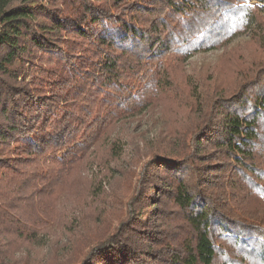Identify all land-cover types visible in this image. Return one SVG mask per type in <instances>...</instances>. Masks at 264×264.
<instances>
[{
  "label": "trees",
  "instance_id": "trees-1",
  "mask_svg": "<svg viewBox=\"0 0 264 264\" xmlns=\"http://www.w3.org/2000/svg\"><path fill=\"white\" fill-rule=\"evenodd\" d=\"M263 16L264 0H0V264L52 221L76 223L53 264H264V57L197 103L163 64L254 24L263 54ZM157 92L175 120L106 192L87 165L122 153L92 148Z\"/></svg>",
  "mask_w": 264,
  "mask_h": 264
},
{
  "label": "rangeland",
  "instance_id": "rangeland-1",
  "mask_svg": "<svg viewBox=\"0 0 264 264\" xmlns=\"http://www.w3.org/2000/svg\"><path fill=\"white\" fill-rule=\"evenodd\" d=\"M256 3L251 2L250 4ZM256 30L257 25L254 24L247 32L237 35L221 47L207 51L192 52L187 59L181 62H178L179 59L176 56L170 54L163 59V64L165 67L170 65L171 69L169 70L174 68L170 74L171 76L174 75V84L185 88L186 95L191 91V95H195L192 101L197 103L202 95L201 93H203L202 90H205L204 84L213 85L214 79L222 77V80H224V77H228L225 83L234 85L237 81V75L234 70L238 66L249 65L253 61L259 60L260 57H264V53L261 54L262 50L258 49L256 45ZM154 100H156L155 104L146 106L135 116L113 124L111 132L108 134L109 136L105 137V145L101 146V148L100 145H95L92 148L91 152L103 150L105 154L113 145H116L119 152L122 153L121 158L113 159L115 161L110 166L101 167L98 163H94L92 166L90 164L87 165L89 167L86 175L90 179L98 177L97 181L101 182V186L106 192H111L113 187H126V181L128 180L127 171L131 170L129 163L131 158L138 156H135L137 148L141 149L143 157H137L135 163L142 166L144 162H147L153 156L149 153H144L146 150L145 144L155 141L160 132H167L169 130L168 126L175 120L170 114L165 113L166 109L171 110L173 99L166 100L164 95L159 97L157 92L150 101ZM184 135L185 132H180L178 136L176 135L173 138V142L177 140L183 143ZM101 155H98L99 161ZM174 156L172 155L171 158ZM141 166L139 168L133 167V169H138V172ZM120 192L123 193L124 191ZM71 203L73 202L70 201L69 204ZM61 224L57 221L50 222L38 241L25 249L22 254L18 252L15 256L16 259L18 261L22 260L24 264H53L54 261L49 257L51 244L58 242L60 246L55 251V255L57 254V258L62 262L66 261L73 251L69 242L65 244L68 239L67 232L69 233L70 230L75 228L76 223L71 227L70 225L62 226Z\"/></svg>",
  "mask_w": 264,
  "mask_h": 264
}]
</instances>
